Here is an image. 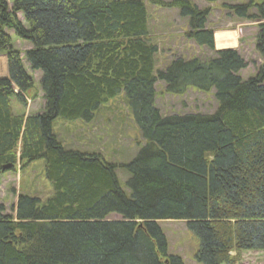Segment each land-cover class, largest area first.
I'll list each match as a JSON object with an SVG mask.
<instances>
[{
	"label": "trees",
	"instance_id": "16d2710c",
	"mask_svg": "<svg viewBox=\"0 0 264 264\" xmlns=\"http://www.w3.org/2000/svg\"><path fill=\"white\" fill-rule=\"evenodd\" d=\"M147 1L178 8L188 19V39L215 49L211 8ZM232 1L222 0L223 7L259 22L264 57V0ZM7 29L31 44L27 62ZM158 50L146 0H14L12 9L0 0V54L8 63V76L0 77V172L19 160H44L54 189L44 203L20 194L15 216L0 200V264H185L169 253L161 220L186 221L200 240L201 264H236L243 251H264V65L244 80V58L225 49L156 70ZM26 63L42 74L41 113L13 108L12 99L26 105L34 87ZM158 81L174 95L214 91L218 109L164 116L156 105ZM122 92L146 141L121 165L130 175L128 191L119 165L66 149L53 129L58 118L91 122Z\"/></svg>",
	"mask_w": 264,
	"mask_h": 264
},
{
	"label": "rangeland",
	"instance_id": "374dc122",
	"mask_svg": "<svg viewBox=\"0 0 264 264\" xmlns=\"http://www.w3.org/2000/svg\"><path fill=\"white\" fill-rule=\"evenodd\" d=\"M7 1L12 9L14 0ZM166 1L171 2L172 0ZM192 1L201 8H211L209 26L221 32L218 33V39L228 44L229 47H222L216 51V49L197 45L186 36L190 29L188 19L180 15L178 8L160 7L146 0L150 37L159 49L156 55V70H164L176 58L199 57L208 60L216 57L221 50L233 49L246 62V67L239 73L240 76L244 80L255 76L264 65V57L257 50L259 22L239 19L231 10L223 7L222 0L215 3H209L206 0ZM262 1L256 0L257 3ZM247 2L249 0H235L230 4ZM254 11L256 10H251V12ZM16 16L28 26L22 13H16ZM230 29L236 35L234 39L231 36L234 35L233 33L225 32ZM7 31L14 38L15 47L22 52L25 59V52L31 48V44L18 39L13 29H7ZM215 46L219 47L217 44ZM0 58L5 60L0 77L8 76L7 57L3 53L0 54ZM25 62H27L26 59ZM26 66L34 78V87L26 96V105L16 98L12 99V103L15 113L29 115L40 113L44 108L45 100L40 83L41 72L32 71L27 63ZM156 89V105L164 116L214 114L218 109L214 91L204 92L189 88L184 95H174L166 91V86L162 81L156 83ZM53 129L66 149L100 155L105 161L119 165L117 172L121 185L124 190L128 191L126 181L130 175L121 165L133 160L146 141L134 121L124 92L103 105L91 122L58 118L54 122ZM45 168L44 160L30 163L26 160H19L13 170L0 172V200L5 206L6 214L15 216V207L20 194L37 197L43 203L53 194L54 189L46 176ZM110 218L118 217L111 215ZM158 223L166 235L170 254L179 255L185 264H201L196 260L200 240L187 228L186 221L161 220ZM235 254L233 252V255ZM236 264H264V251H243Z\"/></svg>",
	"mask_w": 264,
	"mask_h": 264
},
{
	"label": "crops",
	"instance_id": "0c3cea01",
	"mask_svg": "<svg viewBox=\"0 0 264 264\" xmlns=\"http://www.w3.org/2000/svg\"><path fill=\"white\" fill-rule=\"evenodd\" d=\"M240 19V18H239ZM207 26L209 27V28H211V26H209V20H208V24H207ZM212 29H214V28H212ZM232 29V28H231ZM227 30V31H225V32H231V33H233L234 31L233 30ZM240 29V28H239ZM214 31H215V40H216V44L219 46V47H217V46H215V49H216V51H218L219 49H222V47L224 48V47H227V46H223V45H221V43L220 42H218V33H221V32H219V31H217V30H215L214 29ZM234 34V33H233ZM232 36V39H234L233 37H236V35L234 34V35H231ZM233 43V42H232ZM215 44V45H216ZM232 46V45H231ZM229 47V46H228ZM6 55V54H5ZM6 57H7V55H6ZM3 58H5V57H3ZM26 68H27V66H26ZM27 70L29 71V69L27 68ZM29 73H30V71H29ZM41 77H42V75H41ZM41 80V79H40ZM44 109V108H43ZM43 109L41 110V112L43 111ZM40 112V113H41Z\"/></svg>",
	"mask_w": 264,
	"mask_h": 264
}]
</instances>
